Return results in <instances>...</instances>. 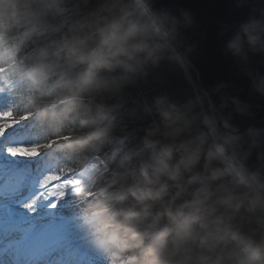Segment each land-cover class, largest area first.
<instances>
[{
    "label": "clouds",
    "instance_id": "clouds-1",
    "mask_svg": "<svg viewBox=\"0 0 264 264\" xmlns=\"http://www.w3.org/2000/svg\"><path fill=\"white\" fill-rule=\"evenodd\" d=\"M15 7L16 0H0L5 15L15 16ZM193 24L191 12L177 14L156 0H102L93 21L73 27L54 51L31 61L24 75L37 89L56 69L84 68L63 74L50 100L34 101L32 115L59 133L86 110V99L100 96L96 115L65 142L68 149L99 151L115 136L113 113L120 107L104 97L122 100L162 61L186 67L192 48L185 34ZM222 33H230L225 51L238 65L264 56V9L252 8ZM6 35L0 24V40ZM241 71L264 97V75ZM226 89H197L183 102L168 95L145 99L144 113L153 117L140 139L147 159L134 163L126 153L110 179L106 168L93 171L88 187L97 194L84 222L109 264H264V128L233 123L237 115L251 116V105Z\"/></svg>",
    "mask_w": 264,
    "mask_h": 264
},
{
    "label": "trees",
    "instance_id": "trees-1",
    "mask_svg": "<svg viewBox=\"0 0 264 264\" xmlns=\"http://www.w3.org/2000/svg\"><path fill=\"white\" fill-rule=\"evenodd\" d=\"M100 3L102 0H16L15 16L11 11L5 15L0 9V24L7 25V35L0 40V112L14 113L15 118L25 126L27 121L22 118L32 115L34 101L50 100L60 87L63 74L71 76L84 71L82 66L56 69L48 84L40 89L33 87L24 75L31 61L40 58L43 52L54 51L70 29L93 21ZM158 95H168L177 102L194 95L183 67L162 61L158 67L150 70L146 79L128 87L122 100L105 96V103H119L120 107L113 113L117 124L115 136L99 151L68 149L63 143L56 145L51 153L40 157L38 161L4 157L1 165L8 169L27 170L35 176L45 173L50 180L57 178L60 181L97 163L102 170H108L105 179H110L126 153L132 154L134 163L147 159L148 153L143 149L140 139L144 134L143 129L150 125L153 117L144 113L143 101ZM100 102V96L86 99V110L74 117L59 133L50 130L37 118L36 122L30 123V129L22 134L29 133L26 134V141L35 146L48 145L59 138H73L79 134L82 122L96 115V105ZM19 136L23 139V136ZM96 194L97 187H93L63 198L67 207L65 209L62 204L57 211L75 217L84 247L73 251L81 253V258L89 256L94 262L109 264L108 257L93 245L92 234L84 222V212L96 199ZM251 227L255 228V225ZM243 230L249 232L247 221H243ZM253 238L259 239L258 235ZM86 249L89 250L87 255Z\"/></svg>",
    "mask_w": 264,
    "mask_h": 264
},
{
    "label": "snow or ice",
    "instance_id": "snow-or-ice-1",
    "mask_svg": "<svg viewBox=\"0 0 264 264\" xmlns=\"http://www.w3.org/2000/svg\"><path fill=\"white\" fill-rule=\"evenodd\" d=\"M22 119L26 122L28 117ZM23 127L14 113L0 112V150L13 160L38 161L42 155L38 146L16 137ZM4 170L14 179L6 188L0 187V264H61L73 250L84 247L75 217L57 211L62 204L67 207L64 194L55 187L57 178L42 188L30 171L0 167V173ZM65 183L67 187L81 181ZM33 188L28 198L21 199ZM16 206L22 211L17 212Z\"/></svg>",
    "mask_w": 264,
    "mask_h": 264
},
{
    "label": "water",
    "instance_id": "water-1",
    "mask_svg": "<svg viewBox=\"0 0 264 264\" xmlns=\"http://www.w3.org/2000/svg\"><path fill=\"white\" fill-rule=\"evenodd\" d=\"M237 0H156L157 7L179 13L180 9L191 12L194 24L186 32V41L192 51L187 55V65L196 75L201 89H213L226 84L229 96L238 97L251 105V116H235L233 123L241 130L249 127L264 128V97L252 90V81L241 69L264 75V56H251L244 65L234 60L225 51L228 34L222 33L223 26L232 27L245 21L252 8L264 9V0H247L243 8L236 6ZM215 99V97H214ZM255 163V157H253Z\"/></svg>",
    "mask_w": 264,
    "mask_h": 264
},
{
    "label": "rangeland",
    "instance_id": "rangeland-1",
    "mask_svg": "<svg viewBox=\"0 0 264 264\" xmlns=\"http://www.w3.org/2000/svg\"><path fill=\"white\" fill-rule=\"evenodd\" d=\"M184 69V73L186 74V77H187V80H188V84L191 85L194 93L196 92L197 89H201L200 85L197 84V80H196V75L192 72V70L190 69V67L186 64V67H183ZM2 71H0V74H1ZM28 117V120L26 122V124L28 125L29 124V128L26 127V124H25V128L23 127L18 133H16V137L19 138L21 136H23V139L26 140L27 136L26 134H29V133H26L25 135L22 134V132L25 133V130L27 129H30L31 125L30 123L32 122H36L37 118L34 117L33 115H29L27 116ZM68 140V138H59L58 140L52 142L51 144H48V145H37L38 146V151L42 154L40 157H44L45 155H47L48 153H51L55 146L59 145V144H63L65 143L66 141ZM0 167H3L1 165V159H3L4 157H8L6 156L2 150H0ZM9 159V158H8ZM97 166L100 170H102V168L97 164V163H93L92 165H90L89 167L87 168H84L82 169L80 172H77L73 175H71V177H68V178H65V179H62L60 180V182L66 180V179H71L73 178L74 176L82 173V171L86 170V169H91L92 166ZM35 179V181L39 184L42 188H45L47 184L51 183L52 180H50L49 178L46 177V174H38V175H32ZM14 178L7 172V170H4L2 173H0V187H7L8 184L13 180ZM57 183L56 185L60 184ZM93 187H85V188H82L81 190H77L75 192H73L72 194H64V197L63 198H68V197H72V195H76L78 193H81L83 190H90L92 189ZM35 189L33 188L32 190L30 191H26L21 199H26L28 198L31 194H32V191H34ZM41 195H43V193H41ZM19 206H16V208H18ZM18 212H21V210H19ZM82 255L81 253H78L76 251H72L66 260L62 261L61 264H106V263H103V262H94L92 259H90V257H85V258H81ZM14 264V262H13Z\"/></svg>",
    "mask_w": 264,
    "mask_h": 264
},
{
    "label": "bare ground",
    "instance_id": "bare-ground-1",
    "mask_svg": "<svg viewBox=\"0 0 264 264\" xmlns=\"http://www.w3.org/2000/svg\"><path fill=\"white\" fill-rule=\"evenodd\" d=\"M96 169H99L96 165L92 166L91 169H86V170L82 171V173H80V174L74 176L73 178H71V179L79 180V181H81V183L79 185H68L67 187L71 188V192L70 193L67 191V187H66V183H65L69 179H66V180L60 182V184L55 185V187L57 189H60L63 194H72L73 192H75L77 190H81L82 188L88 187L89 183L92 180V173ZM19 210L22 211V209H20L19 207L16 208L17 212Z\"/></svg>",
    "mask_w": 264,
    "mask_h": 264
}]
</instances>
